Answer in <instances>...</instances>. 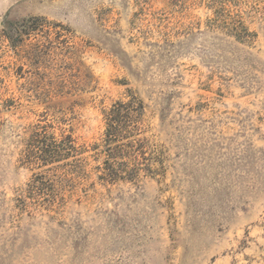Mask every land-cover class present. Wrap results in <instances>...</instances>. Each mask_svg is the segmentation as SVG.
I'll use <instances>...</instances> for the list:
<instances>
[{"label": "rangeland", "instance_id": "obj_1", "mask_svg": "<svg viewBox=\"0 0 264 264\" xmlns=\"http://www.w3.org/2000/svg\"><path fill=\"white\" fill-rule=\"evenodd\" d=\"M0 264H264V0H0Z\"/></svg>", "mask_w": 264, "mask_h": 264}, {"label": "trees", "instance_id": "obj_2", "mask_svg": "<svg viewBox=\"0 0 264 264\" xmlns=\"http://www.w3.org/2000/svg\"><path fill=\"white\" fill-rule=\"evenodd\" d=\"M126 105L123 103H118L110 112L107 113L108 120V140L118 142L120 139L126 138L125 135H131L134 132V129L128 125L131 122L132 116L131 112H136L138 109L142 108L141 104L137 106ZM127 109V111H125ZM35 145L36 150H33L34 156L29 155L27 159L28 163L35 165H52L55 162H59L62 159H67L71 156L76 157L78 155V149L75 146V142L72 136L67 135L64 136L60 141L56 140L55 137H47V130L36 131L35 135ZM126 147L133 148L132 145L127 144ZM118 148H114L113 150H117ZM129 149H127L128 151ZM119 153L124 152L123 150H118ZM77 162V161H75ZM115 170H106L104 175V179L108 181L114 180L115 177H122L118 172H114ZM125 174L134 176L136 175V171L133 170H125ZM44 175L35 176L32 181L31 189L34 191V194H37L38 191H41L39 186H42L45 183ZM40 195V194H39ZM44 202L54 203L55 199L50 196H45L43 198Z\"/></svg>", "mask_w": 264, "mask_h": 264}]
</instances>
